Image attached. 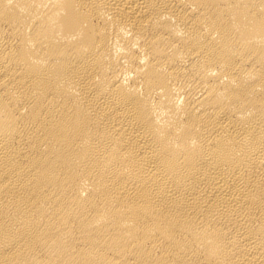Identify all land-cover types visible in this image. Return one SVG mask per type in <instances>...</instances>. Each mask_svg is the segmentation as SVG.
<instances>
[{"label":"bare ground","instance_id":"6f19581e","mask_svg":"<svg viewBox=\"0 0 264 264\" xmlns=\"http://www.w3.org/2000/svg\"><path fill=\"white\" fill-rule=\"evenodd\" d=\"M0 264H264V0H0Z\"/></svg>","mask_w":264,"mask_h":264}]
</instances>
